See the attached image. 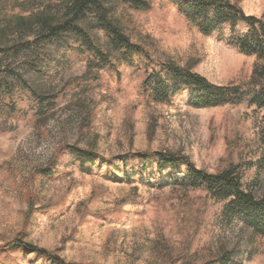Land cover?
Wrapping results in <instances>:
<instances>
[{"label":"rangeland","instance_id":"obj_1","mask_svg":"<svg viewBox=\"0 0 264 264\" xmlns=\"http://www.w3.org/2000/svg\"><path fill=\"white\" fill-rule=\"evenodd\" d=\"M12 1L0 0V10L19 13ZM144 1L151 10L129 11L126 19L133 42L150 59L132 54L117 71L101 73L85 95L74 98V81L86 73L84 59L64 57L56 45L9 61L12 78H2L21 84L17 102L30 87L58 102L39 121L0 110V264H51L1 252L20 235L74 264H206L225 251L235 264H264V238L242 226L225 228L222 204L174 183L186 174L183 165L160 172L156 160L125 165L119 159L172 152L208 173L239 165L248 170L246 186L264 198L262 112L245 105L193 108L188 92L159 104L144 88L164 62L191 68L215 86L244 85L255 59L231 45L228 27L204 36L180 14L179 0ZM229 1L264 21V0ZM74 146L100 159L79 167L65 157L51 178L40 174Z\"/></svg>","mask_w":264,"mask_h":264},{"label":"trees","instance_id":"obj_2","mask_svg":"<svg viewBox=\"0 0 264 264\" xmlns=\"http://www.w3.org/2000/svg\"><path fill=\"white\" fill-rule=\"evenodd\" d=\"M8 1L12 0H6V3ZM12 3L13 10H19V13L0 10V110L9 115L31 114L39 121L50 117L57 106V96L44 95L31 87L28 88V96L17 102L19 98L15 89L21 84L8 80L12 78L8 77V73H12L8 72L11 59L23 55L32 57L43 46L56 45L64 57L69 54L84 59L86 73L74 81L77 89L74 98L87 94L91 87L96 86L101 73L117 71L118 65L128 62L132 54L150 59L146 50L133 42L126 19L129 11L149 12L151 4L148 1L14 0ZM177 8L184 19L204 36H212L228 27L231 45L241 54L255 59L252 75L244 85L215 86L191 68L164 62L159 64V72L147 76L145 91L159 104H169L176 95L188 92L191 94L189 106L197 109L245 105L248 109L262 112L264 124V21L246 15L238 4L229 0H179ZM240 28L245 31H240ZM56 63L61 65L63 56L60 55ZM3 74L7 80L2 78ZM25 101L27 106L22 109L20 103ZM63 158H73L79 167H92L100 159L91 150L69 147L61 151L40 174L51 178L57 172L56 161ZM119 159L125 165L156 160L160 172L165 169L174 171L175 167L183 165L186 174L175 180L177 186L201 191L222 204L221 218L225 228L242 226L255 236L264 238V198L246 186L244 176L248 170L241 166L231 165L217 173H208L197 169L189 158L172 152H137ZM1 252L27 257L33 255L51 264H74L26 242L23 235L3 247ZM206 264H235V259L225 251Z\"/></svg>","mask_w":264,"mask_h":264}]
</instances>
